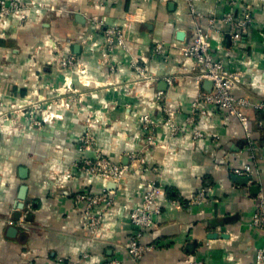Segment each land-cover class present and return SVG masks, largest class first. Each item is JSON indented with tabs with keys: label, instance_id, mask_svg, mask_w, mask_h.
<instances>
[{
	"label": "crops",
	"instance_id": "obj_1",
	"mask_svg": "<svg viewBox=\"0 0 264 264\" xmlns=\"http://www.w3.org/2000/svg\"><path fill=\"white\" fill-rule=\"evenodd\" d=\"M22 1L28 19L12 24L0 40V109L38 101L42 109L49 104L48 111L55 115L30 127L24 110L12 115L14 131L0 129V264H50L56 258L72 264H185L187 259L253 264L256 251L264 250V235L248 226L255 200L264 193V127L259 125L264 110L250 111L248 135L218 109L208 114L192 111L197 68L178 48L190 41L196 24L205 26L213 18L211 50L229 70L242 72L233 93L264 100V0H235L234 5L231 0ZM190 4L201 18L191 13ZM246 6L252 23L235 47L230 24L222 17ZM76 13L82 21L76 20ZM109 25L123 27L126 49L106 48L103 31ZM157 42L164 45L163 56L154 53ZM70 53L79 72L60 69L55 61L57 55ZM168 77L174 79L168 83ZM69 97L80 100L68 108L59 105ZM168 110L175 112L180 132L171 136L159 126L155 142L147 143L140 116L161 120ZM88 114L97 122L89 132L103 154L127 163L128 154L135 152L146 158L148 168L118 186L108 213L111 228L98 239L83 226L73 201L78 190H100L99 181L90 180L74 164L83 154H94L77 149ZM35 117L41 120V113ZM196 131L201 135L195 137ZM244 164L251 165L253 173L241 185L231 175ZM21 167L26 168L24 179ZM146 179L161 186L156 200L161 213L144 239L155 247L134 259L125 248L135 230L129 209L140 203ZM22 183L28 186L26 200L13 219ZM252 184L258 185V193L250 192ZM200 188L213 199L209 206L190 212L170 203ZM11 225L17 231L9 237Z\"/></svg>",
	"mask_w": 264,
	"mask_h": 264
},
{
	"label": "built area",
	"instance_id": "obj_2",
	"mask_svg": "<svg viewBox=\"0 0 264 264\" xmlns=\"http://www.w3.org/2000/svg\"><path fill=\"white\" fill-rule=\"evenodd\" d=\"M235 0H231L232 5ZM191 13L195 17L201 18L202 13L195 10L190 4ZM28 6L22 0H0V40L5 38L7 29L12 24L21 25L28 19ZM222 21L230 24L228 31L233 46L240 47L243 34L248 30L252 23V15L249 7L241 8L235 15L233 11L226 12ZM214 19L210 18L205 26L196 24L193 36L190 41L179 46L181 55L194 61L197 72L193 74V84L196 89V98L191 103L192 111L200 109L201 114L209 113V110L218 109L225 115L237 121L248 135V121L250 111L264 110V100L250 101L246 97L236 96L233 93L234 88L240 81L242 72L229 70L223 59L217 58L211 50V36L215 32L213 27ZM105 46L108 50L116 47L126 49L125 33L123 27L109 25L103 31ZM154 53L160 56L165 54L164 45L157 42L154 46ZM55 61L60 69L79 72L78 63L73 54H59ZM141 76H145L144 69L136 66ZM173 77H168L169 83ZM205 80L211 82L210 90L203 88ZM70 87V83L67 85ZM80 99L67 98L59 102V105L68 108L72 102ZM0 107H3L0 91ZM50 105L45 109L41 108L38 101L28 103L10 104L5 109H0V129L10 133L16 129L13 125V113L26 110V119L30 127L39 126L41 121H48L54 113L49 112ZM41 113V120L35 117V113ZM91 116L85 118L86 130L78 138L77 149L80 152L93 151L92 156L83 154L74 164L79 171L90 180L97 179L100 184L99 191L81 189L74 193L73 201L78 207L83 226L88 230L92 239L100 238L111 228L109 222V209L116 203V194L118 186L124 178L129 176L140 175L146 170L144 164L147 162L145 157H141L135 152H130L127 156V163L113 161L110 157L103 154L102 150L96 146L94 136L89 132L97 122L90 120ZM188 121H192L188 117ZM141 130L146 134L145 141L149 144L155 142L154 134L157 127H165L171 136L180 132L178 125L175 123V112L166 111V117L161 120H154L148 114L140 116ZM261 127L264 123L259 122ZM199 131L195 132V137L200 136ZM256 146V142L252 143ZM94 147V148H93ZM154 172L157 170L152 168ZM57 173V171H55ZM235 175L252 176L253 169L251 165L244 164L233 170ZM112 184V186H109ZM162 193L161 186L155 179H146L141 184V201L136 206L129 209L130 222L135 227L134 233L125 243L127 252L134 259H141L155 245L144 241L147 233L157 225L158 217L161 213V206L156 201ZM175 207L186 206L190 212L205 208L213 203L206 188L198 189L193 195L181 200L173 199L170 201ZM248 226L257 228L264 235V193L258 194L253 209L250 213ZM84 257L86 255H83ZM50 264H72L62 258H56ZM110 264H117L116 261H110ZM185 264H206L202 259H187ZM253 264H264V250L258 249Z\"/></svg>",
	"mask_w": 264,
	"mask_h": 264
},
{
	"label": "water",
	"instance_id": "obj_3",
	"mask_svg": "<svg viewBox=\"0 0 264 264\" xmlns=\"http://www.w3.org/2000/svg\"><path fill=\"white\" fill-rule=\"evenodd\" d=\"M75 18L78 21H82L83 20L82 16L79 13L75 14ZM202 86H203L204 89L209 91L210 87H211V82L208 81V80H205L203 82ZM19 175L23 179L26 177V168L25 167H21L19 169ZM231 179H232V181H234V182H236L238 184L244 185V184H246L247 182L250 181L251 177L250 176H239V175L232 174L231 175ZM109 186H112V184H109ZM27 189H28V186L25 183H22L19 186V189H18V192H17V196H16L15 205H14V207L16 208V212L14 214V218L13 219H17L18 216L20 215L21 210L24 208V202L26 200ZM249 189H250V192L253 193V194L258 193V191H259L258 185H254V184L250 185ZM6 231H7V235L9 237H12L16 233L17 228L15 226L11 225V226L7 227Z\"/></svg>",
	"mask_w": 264,
	"mask_h": 264
}]
</instances>
